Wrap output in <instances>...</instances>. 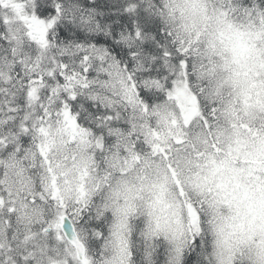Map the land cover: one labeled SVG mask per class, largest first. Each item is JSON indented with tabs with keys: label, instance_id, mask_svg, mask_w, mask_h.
<instances>
[{
	"label": "snow or ice",
	"instance_id": "snow-or-ice-1",
	"mask_svg": "<svg viewBox=\"0 0 264 264\" xmlns=\"http://www.w3.org/2000/svg\"><path fill=\"white\" fill-rule=\"evenodd\" d=\"M0 264H264V0H0Z\"/></svg>",
	"mask_w": 264,
	"mask_h": 264
}]
</instances>
